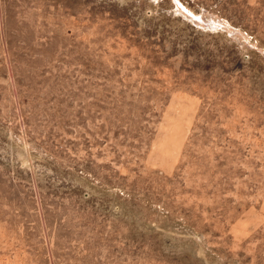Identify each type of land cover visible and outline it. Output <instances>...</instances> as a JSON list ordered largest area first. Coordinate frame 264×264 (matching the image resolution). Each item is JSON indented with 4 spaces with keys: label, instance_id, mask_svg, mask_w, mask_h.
<instances>
[{
    "label": "rangeland",
    "instance_id": "374dc122",
    "mask_svg": "<svg viewBox=\"0 0 264 264\" xmlns=\"http://www.w3.org/2000/svg\"><path fill=\"white\" fill-rule=\"evenodd\" d=\"M0 264H264V0H0Z\"/></svg>",
    "mask_w": 264,
    "mask_h": 264
}]
</instances>
